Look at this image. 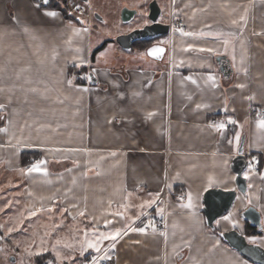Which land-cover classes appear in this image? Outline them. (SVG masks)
I'll use <instances>...</instances> for the list:
<instances>
[{"label": "crops", "instance_id": "obj_1", "mask_svg": "<svg viewBox=\"0 0 264 264\" xmlns=\"http://www.w3.org/2000/svg\"><path fill=\"white\" fill-rule=\"evenodd\" d=\"M157 2L172 23L160 61L92 31L91 12L85 25L39 0H0V238L54 236L46 264L105 249L110 264H254L218 237L244 233L247 207L260 227L246 238L264 249V115L251 112L264 111V0ZM240 147L260 170L245 169V194L216 234L203 194L235 189ZM24 152L35 154L27 164ZM163 187L185 200L169 202L162 231L147 230ZM9 257L0 248V264Z\"/></svg>", "mask_w": 264, "mask_h": 264}, {"label": "water", "instance_id": "obj_2", "mask_svg": "<svg viewBox=\"0 0 264 264\" xmlns=\"http://www.w3.org/2000/svg\"><path fill=\"white\" fill-rule=\"evenodd\" d=\"M87 2L88 0H80ZM137 14V10L123 7L120 10V20L122 22H129ZM162 14L161 7L157 0H150L147 5V18L148 23L141 27L134 28L126 33L119 34L114 38L117 45L123 50H130L134 42L137 41H152L164 36H167L170 31L169 22H161L159 20ZM94 16L102 20L100 16ZM153 47L163 49L162 53L157 56L149 54V50ZM166 52V46L161 43H152L145 48L147 57L154 61L162 60ZM88 81L93 83L95 81L93 74L88 75ZM246 157L242 153V147L238 150V155L232 161V168L236 174L235 189L233 190H220L208 189L203 194V215L204 220L210 229L214 228L217 219L227 214L236 198V194H245L246 182L242 176L246 169ZM240 218L247 221L251 226L260 227V216L257 210L253 207H247L240 212ZM218 237L227 244L231 249L239 253L243 258L249 260L254 264H264V249L258 244L251 243L247 240L245 235L237 229H230L227 231L218 232ZM13 260V259H11Z\"/></svg>", "mask_w": 264, "mask_h": 264}, {"label": "rangeland", "instance_id": "obj_3", "mask_svg": "<svg viewBox=\"0 0 264 264\" xmlns=\"http://www.w3.org/2000/svg\"><path fill=\"white\" fill-rule=\"evenodd\" d=\"M63 2V6L67 12V15L62 11L61 8H55L57 10H60L62 14L68 19L74 18L73 8L74 6H79L83 10V14L79 16V18L83 19V22L85 25H88V19L86 18V14L88 12H91L90 20L93 22V25L95 27H92L91 30L95 33L103 34L104 39H114L113 34L115 32L119 31H128L131 30L134 26L137 24H141L144 22H148L147 18V1L148 0H88L87 2H82L80 0H59ZM130 8L137 10V14L135 17L130 20L129 22H122L120 20V10L123 8ZM94 14H97L98 16L102 17L104 22H100ZM74 15V16H73ZM15 17V16H13ZM76 18V17H75ZM160 20V18H159ZM103 25V26H102ZM74 29H78L79 31L81 28H79L77 25L74 26ZM60 34V32L58 33ZM77 34V32H75ZM63 35V33H61ZM116 36V35H115ZM34 234V231H32ZM6 237L0 238V248H6L7 252L9 249L10 257L17 256L16 262H10V264H29L28 260L36 262L43 258L45 260V256L50 257L48 261H51V253L49 252H42L44 249L50 250L54 246V239L55 237L52 235H30V236H20L19 238L16 237H9V241H12V239H17L16 244H12V242L8 243L5 241ZM60 240L64 241V236L58 237ZM58 239V240H59ZM65 242L63 243V246L65 247ZM15 248H19L18 251H15ZM83 247L81 245H77L76 248L71 249L68 248V254L71 256L75 254H82ZM65 254L66 252L64 250L56 251L55 255L59 259L65 260ZM9 257V260H10ZM37 258V259H36ZM69 258V257H68ZM85 258V257H84ZM36 259V260H35ZM9 264V263H7Z\"/></svg>", "mask_w": 264, "mask_h": 264}, {"label": "built area", "instance_id": "obj_4", "mask_svg": "<svg viewBox=\"0 0 264 264\" xmlns=\"http://www.w3.org/2000/svg\"><path fill=\"white\" fill-rule=\"evenodd\" d=\"M45 0H39V5H44ZM76 18H79L83 14V10L79 6H74L73 11ZM73 15V16H74ZM182 20L178 19L174 21V25H181ZM172 24V23H170ZM251 112L256 113L257 116H263V110H257L255 108L251 109ZM260 159L257 156L247 155L246 168L249 171L258 172ZM184 201L185 196L181 192L170 191L167 188L163 187L157 194V197L153 205L145 212L144 216H147L149 219V226L146 227L147 230H158L162 231L165 226V217L167 213V206L170 201ZM110 258L108 256L107 250L100 252L90 253L84 258V264H110Z\"/></svg>", "mask_w": 264, "mask_h": 264}, {"label": "trees", "instance_id": "obj_5", "mask_svg": "<svg viewBox=\"0 0 264 264\" xmlns=\"http://www.w3.org/2000/svg\"><path fill=\"white\" fill-rule=\"evenodd\" d=\"M44 8H49V9H52V8H61L62 11L67 15V12L63 6V2L59 1V0H47V3H44L43 5ZM75 18V16H74ZM148 44V41H137V42H134L133 45H132V48H137V49H140V50H144L146 48ZM98 50V49H97ZM29 158V157H35V154L33 153H27V152H24L22 153V162L23 164H27L26 162V158ZM213 232H215L217 234V230L216 229H213ZM256 232V228L254 226H251L249 223L246 222V228H245V231H244V235L245 237H247L249 234H255ZM50 257L48 256H45V260L40 259L39 261H37L36 259V264H46V262L49 260Z\"/></svg>", "mask_w": 264, "mask_h": 264}, {"label": "snow or ice", "instance_id": "obj_6", "mask_svg": "<svg viewBox=\"0 0 264 264\" xmlns=\"http://www.w3.org/2000/svg\"><path fill=\"white\" fill-rule=\"evenodd\" d=\"M45 3H47V0H45ZM47 15H50V16H55L56 13L54 12H49V13H46ZM233 23H235V21H233ZM163 49L159 48V47H153L149 50V54L152 55V56H157L159 55L160 53H162ZM211 51V50H209ZM209 79H213L212 77H209ZM0 107H2V105H0ZM261 126H264V120H262L261 122ZM219 128H223L224 125L223 124H220L218 125ZM39 170V165H33L31 168L28 169L29 172H32V171H38ZM189 207H191V204H189ZM225 219H228V217H225ZM140 231H144V229H140ZM116 235H119V232H117L116 234L113 235V239H115V236ZM90 247H95V245H89Z\"/></svg>", "mask_w": 264, "mask_h": 264}, {"label": "flooded vegetation", "instance_id": "obj_7", "mask_svg": "<svg viewBox=\"0 0 264 264\" xmlns=\"http://www.w3.org/2000/svg\"><path fill=\"white\" fill-rule=\"evenodd\" d=\"M160 39H161V38H158V39H155V40L149 41L148 44H147V46L150 45V44H152V43H158V40H160ZM147 46H146V47H147Z\"/></svg>", "mask_w": 264, "mask_h": 264}]
</instances>
